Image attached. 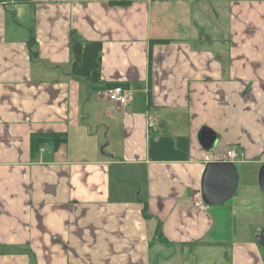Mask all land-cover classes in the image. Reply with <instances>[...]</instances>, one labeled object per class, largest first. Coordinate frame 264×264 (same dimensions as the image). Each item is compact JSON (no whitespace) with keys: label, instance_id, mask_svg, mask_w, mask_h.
I'll return each instance as SVG.
<instances>
[{"label":"crops","instance_id":"1","mask_svg":"<svg viewBox=\"0 0 264 264\" xmlns=\"http://www.w3.org/2000/svg\"><path fill=\"white\" fill-rule=\"evenodd\" d=\"M262 164L264 0H0V264H264Z\"/></svg>","mask_w":264,"mask_h":264},{"label":"water","instance_id":"2","mask_svg":"<svg viewBox=\"0 0 264 264\" xmlns=\"http://www.w3.org/2000/svg\"><path fill=\"white\" fill-rule=\"evenodd\" d=\"M201 143L205 149H209L215 140L211 131L201 133ZM259 187L264 190V164L258 172ZM238 184V173L231 161H213L205 165L201 181V197L208 205L220 204L229 199L235 192ZM257 242L264 247V226L256 235Z\"/></svg>","mask_w":264,"mask_h":264},{"label":"built area","instance_id":"3","mask_svg":"<svg viewBox=\"0 0 264 264\" xmlns=\"http://www.w3.org/2000/svg\"><path fill=\"white\" fill-rule=\"evenodd\" d=\"M105 95L109 101H112L118 105H125L129 102L130 99L127 90L123 88L121 85H114L112 87L107 88L105 90ZM152 123L153 121L150 120L148 122V126H152ZM239 154L242 155V152H239ZM236 156H237V152L235 148L231 147L227 149L226 157L228 159H234ZM193 207L197 211H206L208 209V205L205 202H203L201 198L200 191H196L194 194Z\"/></svg>","mask_w":264,"mask_h":264},{"label":"trees","instance_id":"4","mask_svg":"<svg viewBox=\"0 0 264 264\" xmlns=\"http://www.w3.org/2000/svg\"><path fill=\"white\" fill-rule=\"evenodd\" d=\"M149 61H151V54L149 53ZM53 142V146L56 147L61 142L65 141L63 134H33L31 136V150L35 152L39 147L48 143Z\"/></svg>","mask_w":264,"mask_h":264},{"label":"rangeland","instance_id":"5","mask_svg":"<svg viewBox=\"0 0 264 264\" xmlns=\"http://www.w3.org/2000/svg\"><path fill=\"white\" fill-rule=\"evenodd\" d=\"M258 193L261 195H264V192L263 191H261V190H258Z\"/></svg>","mask_w":264,"mask_h":264}]
</instances>
